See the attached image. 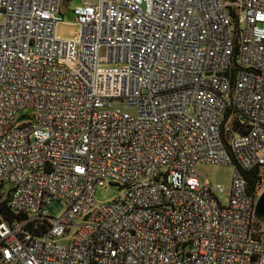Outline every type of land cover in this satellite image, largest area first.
<instances>
[{"label": "built area", "instance_id": "2783aa9c", "mask_svg": "<svg viewBox=\"0 0 264 264\" xmlns=\"http://www.w3.org/2000/svg\"><path fill=\"white\" fill-rule=\"evenodd\" d=\"M64 1L0 0V264H264V0Z\"/></svg>", "mask_w": 264, "mask_h": 264}, {"label": "rangeland", "instance_id": "374dc122", "mask_svg": "<svg viewBox=\"0 0 264 264\" xmlns=\"http://www.w3.org/2000/svg\"><path fill=\"white\" fill-rule=\"evenodd\" d=\"M84 0H65L62 5V22L57 26V35L64 39H73L80 34V26L75 21L73 9L83 3ZM103 68H112V64L103 65ZM126 112L131 115L135 114V109L126 108ZM196 173L202 181H208L211 184H220L225 188H229L233 181L234 168L231 165H213L208 163L198 164ZM11 188L10 185L3 186V192H7ZM122 189L112 183H106L105 186L99 187L95 192V199L98 202L107 203L121 195ZM224 195L223 197H225ZM46 209L52 217H59L64 212V206L58 200H51ZM72 234L62 237L60 242L66 243L72 240Z\"/></svg>", "mask_w": 264, "mask_h": 264}, {"label": "trees", "instance_id": "16d2710c", "mask_svg": "<svg viewBox=\"0 0 264 264\" xmlns=\"http://www.w3.org/2000/svg\"><path fill=\"white\" fill-rule=\"evenodd\" d=\"M225 1L234 2L236 0H225ZM263 171L264 168H256L254 171L246 173V178L248 180L250 188L254 187V185L258 181L261 182V180L264 179ZM260 173H263L262 177L259 176ZM3 186L4 185L2 184L0 185V221L4 220L9 224L14 225L16 223L23 221L25 219V216L23 214H17L11 209L9 205L8 192H3ZM47 225H49L48 221H44V223L40 225V231H34L32 225H29L28 229L40 235L42 232H45Z\"/></svg>", "mask_w": 264, "mask_h": 264}, {"label": "water", "instance_id": "95a60500", "mask_svg": "<svg viewBox=\"0 0 264 264\" xmlns=\"http://www.w3.org/2000/svg\"><path fill=\"white\" fill-rule=\"evenodd\" d=\"M255 216L259 220H264V192L257 201Z\"/></svg>", "mask_w": 264, "mask_h": 264}]
</instances>
